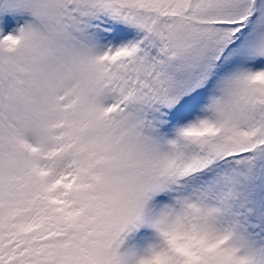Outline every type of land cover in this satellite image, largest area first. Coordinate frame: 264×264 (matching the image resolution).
I'll return each instance as SVG.
<instances>
[{"label":"snow or ice","instance_id":"snow-or-ice-1","mask_svg":"<svg viewBox=\"0 0 264 264\" xmlns=\"http://www.w3.org/2000/svg\"><path fill=\"white\" fill-rule=\"evenodd\" d=\"M0 264H264V0H0Z\"/></svg>","mask_w":264,"mask_h":264}]
</instances>
